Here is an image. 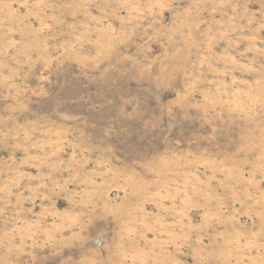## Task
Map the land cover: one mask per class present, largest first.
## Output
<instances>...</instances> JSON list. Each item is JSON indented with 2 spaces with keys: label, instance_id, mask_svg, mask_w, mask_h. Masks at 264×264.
I'll return each mask as SVG.
<instances>
[{
  "label": "rangeland",
  "instance_id": "rangeland-1",
  "mask_svg": "<svg viewBox=\"0 0 264 264\" xmlns=\"http://www.w3.org/2000/svg\"><path fill=\"white\" fill-rule=\"evenodd\" d=\"M0 264H264V0H0Z\"/></svg>",
  "mask_w": 264,
  "mask_h": 264
}]
</instances>
